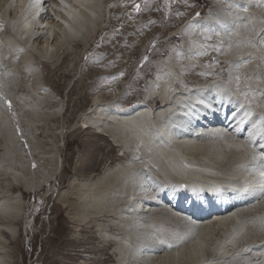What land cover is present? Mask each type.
Listing matches in <instances>:
<instances>
[{"label":"rangeland","instance_id":"374dc122","mask_svg":"<svg viewBox=\"0 0 264 264\" xmlns=\"http://www.w3.org/2000/svg\"><path fill=\"white\" fill-rule=\"evenodd\" d=\"M115 1L105 0L104 7L102 6L103 11H101V5H99V11H96V15L101 17V20L96 26H103L97 29L89 45L83 42H74L75 44L73 43L64 49L65 45L57 53V56H63L62 62H56L54 61L56 55L46 59L41 58L40 51L37 50L41 49V45H45V43L44 39L40 43L37 41L38 43H35L37 46L35 45L36 47L30 55L32 59L30 58L31 62L28 69L24 68L21 75L16 76L17 83H13V86L10 79H5L6 82L4 83L7 84L5 89L11 86V92L16 97L14 110L21 111V108H26L25 105H27L29 110L26 114L29 120L25 118L26 116L17 119L21 130V140H17L21 145L17 146H15V141L11 140V125L7 123V119L11 120L10 117H7V119L3 117L0 120V162L4 161L3 159H8L5 157L9 155L6 147L11 146L9 149H12V153L14 152L12 156L14 162L17 163H13L14 167L19 168L21 156L17 152L21 146L22 149L19 152L27 158H38L43 153L53 149L56 153L55 158L58 165L56 178L51 181L50 187H45L42 191L24 192L25 212L22 208H19L21 211L16 210L17 214L14 221L12 220L16 232L15 238L8 237L10 240H7L8 242L5 245L7 258L11 264H150L151 259L157 257V255L171 253L179 248L180 251L178 252V258L175 259L176 261L167 258L164 264H264V225H262V223L264 224V211H262L264 210V201L258 203L260 207L258 211L253 210L250 211L251 213L248 212L244 215V218L240 221L241 224L239 222L234 225H220L216 221L217 218H223L227 216L226 214L216 213L212 217L219 215L216 219L214 218L212 221L201 220L197 223L194 220H187L189 219L188 215L182 212V206L172 208L169 206L170 203L164 199L172 190L169 186L172 185L171 183L175 178L193 180L198 184L202 182L201 187L204 183V185L209 184L212 178L215 179L218 176L223 179L226 178L224 179L226 181L230 179L229 181L235 182L234 179L236 178L240 180V178L245 179L250 175H255L256 180H253L250 184L259 182L258 176L261 170L258 166L264 168V159L253 160V156H264V148L262 150L257 147L258 144L262 145L264 143V129L262 130L264 127V120H262V117H264V43H262L264 41V0L254 1L251 5H248V0V4L245 0H142L139 12L136 11V6L128 5L122 8L120 7L121 3ZM242 1L247 5H244V3L242 5ZM233 8L236 9L233 10ZM242 13L246 15V18L240 16ZM1 17L2 15L0 19ZM108 18H110L109 23L103 24ZM250 20L253 22L249 23ZM6 26V19L5 24L0 22V30L3 34L7 28ZM2 33L0 34L1 37ZM55 48L57 49V45L54 46ZM14 52H12L13 58L16 57V51ZM167 58L172 62L168 61L167 64H164L162 60ZM20 63L17 62L18 68ZM35 79L41 83L35 85ZM167 80L168 82L172 81L173 84L168 83L164 88L163 83ZM25 83L29 86L33 85V88L34 86L37 87H35L36 89H30ZM214 85L219 88H213ZM199 88H201L199 91L206 94L204 97L210 101L212 107L211 114H209V111L203 119L199 120L198 116L204 110L185 111V105L182 104L183 102H178L179 99H176L174 105L177 107H175L176 109L171 108L170 101H167L166 103L169 104L162 107L164 102H161V96L172 98L171 95L175 92L180 94L184 91L197 93ZM165 90L167 91L165 92ZM213 92H215L216 97ZM170 93L171 95H169ZM22 94L27 95V98L23 99L24 101L20 100ZM154 96H157L156 103L149 101V98ZM93 97L102 98L103 101L111 102L117 107L127 106L142 100L147 101L148 108L145 109L148 111L151 125H154L149 127L151 131L154 129V132H158L157 134H159L161 140H164L165 147L168 146L167 149L171 147L170 152L174 154L176 151L174 161H170V156L159 155L163 166L159 165L152 156L145 154L144 148L140 144L117 139L116 130H113L111 135L104 131L101 132L105 134L97 132L94 128L80 127L79 116L92 105ZM223 101L229 104L226 110L223 109ZM248 101H251V103L249 104ZM56 102L59 105L62 103L58 111L53 109V105L57 104ZM179 105L183 106V110L182 106ZM46 107H49L52 112V118L44 116L47 114L43 111ZM230 107H234L231 110H234L235 114L232 113L229 116L227 112ZM38 110L39 113L44 114H42L45 117L44 119H42V116L41 119L36 118ZM221 110L225 111L222 112ZM31 111H33V119L31 113H29ZM159 112L161 114L157 116ZM176 112H178V115H175ZM185 112L186 114H184ZM249 112L251 115L247 114ZM180 117H187L194 128L190 136L191 139L189 138L191 141L196 140L198 142L200 136H203L202 133L204 135L207 133L208 139L203 140V142L217 143V145H222V148L216 145L217 152H213V155L209 154L210 157L207 156L206 159L203 158V155H201L203 159H194L195 152H193V155L185 152L186 149L178 150L168 140V137H166L167 139L162 137L159 132L160 127L157 128V122L159 119L161 121H178ZM211 117L216 119L213 118L212 120ZM222 118H227L229 121L230 118H236V121H239L242 125L247 121V125H241V128L243 130L254 128L253 138L256 139L257 144L254 145L251 142V146H248L240 138L232 135L231 131L225 128L223 130V125L220 124L225 123L226 120H222ZM111 119L104 121L107 127H111ZM33 120H39V122L32 123ZM208 121L213 122L212 125L205 128H210L209 130L196 129L199 127L195 126L196 122L204 124ZM206 123L205 125H207ZM215 129L222 134L217 130L215 132ZM232 129H235V127L233 126ZM224 132L232 137L225 136ZM193 134L199 137H194ZM218 137L224 141L217 140ZM236 143L242 145V150L239 153L242 155L237 157V165L234 162L235 157L231 164L229 163L227 167H224L226 168L225 171L219 169L217 166L220 162L224 163V161L230 160L228 157H231V149ZM124 145L128 147V152ZM154 147H156V144ZM130 150L133 154L129 152ZM218 153H220L219 157L216 155ZM177 159L181 165H179ZM248 159L249 162H247ZM40 160L42 161V159ZM124 163L131 164L129 170L131 173L120 171V173H125V176L124 174L121 176L126 178L124 181L128 182L129 180L130 185L120 183L123 182L121 178L119 180L114 179L113 185L110 186L111 196H114L113 198L118 196V198H123L132 189L135 190L139 187L140 191L138 192H144L145 202L151 205L150 199L156 198L161 200V204L152 205V208L148 205L146 208L149 207V210L147 209L139 215H132L131 213L127 215L122 214V210L119 209L126 204L120 200L117 203L118 206L116 204L114 206L110 205L109 208L111 209H108L107 212L95 213V216L98 215L96 217L89 214L85 223L71 220L72 215L68 214L71 211L58 202L57 193L64 188L66 189L71 179H75L76 182L80 183L84 182L83 184L93 182V184H96L97 181L99 183L100 179L107 174L105 169L111 171L119 168ZM182 164H185V167ZM177 167H180L181 172ZM197 170L198 173H196ZM132 171L134 174H132ZM126 173L133 177L130 178ZM169 177L171 178L169 179ZM9 178L7 175H0V196L5 193L4 187L10 182ZM140 185L145 186L146 190L144 188L141 191ZM183 193H186V195L180 199L181 205L185 204L184 202L188 203L190 199L192 200V197L185 190ZM7 197L10 199L11 195L7 194ZM33 206L37 209L33 210ZM88 212H90V209ZM118 215L124 220H119ZM170 217H172V221ZM151 221L156 222V224ZM128 222L136 232L137 230L139 232L144 229L147 230L151 225L152 228L149 229L150 233H144L145 239L138 233H134L138 236L135 237L133 235L134 231L128 232L125 228V226H128ZM209 222H211L210 230L212 231L208 232V229H204V227ZM157 223H159V226H157ZM255 223H257V227ZM146 225L150 226L146 227ZM120 227L121 229H118ZM125 235L130 242L126 241ZM196 235L202 237L199 242L201 241L204 251L198 253L197 251L194 252L195 249H192L193 252L187 253L189 246L186 247V245L190 244ZM199 237L196 240L194 239L195 242ZM12 238L16 242H11ZM171 242L174 243L171 244ZM123 243L126 246L128 245L127 251L122 247ZM130 247L133 248L132 251ZM134 249L138 250L139 254L142 253L137 262L130 259L135 252ZM201 253L203 255L198 256ZM190 254L197 256V258ZM153 262L156 264L157 261L154 260Z\"/></svg>","mask_w":264,"mask_h":264},{"label":"bare ground","instance_id":"6f19581e","mask_svg":"<svg viewBox=\"0 0 264 264\" xmlns=\"http://www.w3.org/2000/svg\"><path fill=\"white\" fill-rule=\"evenodd\" d=\"M254 1L257 2V0H248V2H249V4H248L247 0H245V2L248 5H251V3L254 2ZM30 2H31V0H0V16L2 15L0 21L3 22V24H5V19L7 21V26H6L7 28H6L5 32H4V34L0 30V34L2 33V37L0 36V120L3 119V117H6V119H7V117H10L11 120L7 119V123H8V125L9 124L11 125V130H12V132H11V134H12L11 140L15 141V143H16L15 146L21 145V144L18 143L19 141H17L18 139L21 140V130H20V127L18 126L19 123L17 122V119L18 118L21 119L24 116H26L25 118L29 120L28 115L26 114L27 111L29 110V108H28L27 105L24 104L26 108L22 107L21 111H17V110L15 111L14 110V107L16 105V104L14 105L16 97L14 96L15 94L11 92L12 91V89L10 88L11 86H9L7 89H5V85H7V84L4 83V82H6L5 79H8V80L10 79V82L13 85V83L16 82V76L21 75L22 70L24 68L28 69V66H29V64L31 62L30 58L32 59V57L30 55H31L32 51H34L35 47L37 46V44H35V43H38L37 41H39V43H40L41 40L43 41V39H44L45 45L42 44L41 45V49L39 48V50H37V51H40L39 54L41 55L42 59H46V58L52 57L53 55L54 56L56 55V58H55L54 61L62 62L63 56L62 57H61V55L57 56V53L59 52L60 49H62L65 45L66 46L64 47V49L68 48V46L72 45L74 42H83L86 45H89L92 42L93 35L96 33L97 29H100V27L103 26V25L96 26L97 23L101 20L100 19L101 17H97L96 11L99 9V5H101L100 6L101 11L104 10L102 8V6L104 7L103 3L105 2V0H58L57 4H53V2L51 0H44V3L42 4V9H43V11L44 10H47V11H46L45 14H43L41 17H39V19H36V17H35L36 14H37V10L38 9L31 8L29 6ZM243 3L244 2L242 1V5H243ZM247 4L244 3V5H247ZM54 6H56V7H54ZM235 9L236 8H233V10H235ZM257 12H259V11H257ZM260 12H262V11H260ZM50 14H52L55 17H57L59 19V21L51 20L50 19ZM240 16L243 17V18H246V15L243 14V13L240 14ZM257 16H259V15L257 14ZM251 22H253V21L250 20L249 23H251ZM93 23H94V25H92ZM104 23L105 24L109 23V20L104 21L103 24ZM258 29H260V28H258ZM246 31H248V30H246ZM56 45H57V49L56 48L54 49V46H56ZM14 51H16V54H15L16 57L13 58L12 57V52H14ZM168 61L172 62L171 60H168V58L162 60V62L164 64H167ZM17 62H21L19 68L17 67ZM11 79H14V80L12 81ZM10 82H9V84H10ZM40 83L41 82L36 80L35 85H39ZM168 83L173 84L172 81L168 82V80H167V82L163 83L164 84L163 86H165L164 88H166ZM2 84H3V86H2ZM25 84L30 89H36L35 87H37V86H34V88H33L32 87L33 85L29 86V84H27V83H25ZM213 88H217L218 89L219 87H217V85H216ZM199 90H201V88L197 89V91H199ZM166 91L167 90H165V92ZM213 91H215V90H213ZM30 92L32 93V91H30ZM171 92L173 93V91H171ZM35 93H34V95H35ZM213 94H215V92H213ZM169 95H171V93ZM205 95L206 94L205 93L203 94L202 91H199L197 93L196 92H189L188 93V92L184 91V92H182L180 94L175 92V94L171 95L172 98H169V97H166V96H163V97L161 96V102H164V103H162V107L167 105V104H169V103H166V102L170 101L171 108L172 107L175 108L176 106H174V105L176 103V99H179L178 102H180V103L183 102L182 104L185 105V109H184L185 111L193 112V111H195V109L198 110V111L204 110V112H201L200 113L201 115L198 116L199 120H201L205 116H207L206 113H208L209 111H210L209 114H211V110H212L210 101L205 99V97H204ZM20 96H21L20 100H23V99L25 100L27 98L26 97L27 95L24 96L22 94ZM28 96H29V92H28ZM38 97L41 98L40 96H38ZM210 97H211V95H210ZM215 97H216V94H215ZM156 98H157V96L150 97L149 101L152 102V103H156L157 102ZM9 101L11 102V106L10 107H9V103H8ZM23 101L22 102L20 101V102L24 103ZM58 103H60V102H58ZM58 103L56 105H53V109L54 110L56 109V111H58V109L61 108L60 106H61L62 103L60 105ZM167 107H169V106H167ZM145 108H148L147 101H145V100L134 102V103H132L130 105L123 106V107H117L114 104H112L111 102L107 103V102L103 101L102 98H94L93 97L92 105L87 110H85V112L80 114L78 122H79V124L81 122V124L79 125L80 127L94 128L97 132H100L102 134H105L104 132H106V133L108 132V134H111L113 130L114 131L116 130L115 133L117 134V139H119L121 141H124V142H126V141L127 142L128 141L131 142L132 141L135 144H140V146H142L144 148L145 154H148V155L152 156L154 158V160H156L159 165L163 166V163L159 159V155L164 156V157L165 156L166 157L170 156L171 157L170 161H174V156H175L176 151L174 152V154L172 152H170L169 149H171V147L168 148V149L166 148V147H168L167 145L165 147L164 140H161V138L159 137V134H157L158 132H154V129H152V131H151V129L149 127L151 125V121H150V118H149V114L147 113L148 111ZM138 110H140V111H138ZM167 110H170V109H167ZM182 110H183V106H182ZM182 110H179V111H182ZM43 111H44V113L46 112L47 114L44 115L42 112L39 113V110H38L37 115H36L37 119H41V116L43 117V115L45 117L52 118L51 117L52 116V112L50 111L49 107L44 108ZM136 111H138V112L134 113ZM161 112H163V111H161ZM161 112H159L157 114V116H160ZM164 112H165V110H164ZM29 113H31V118L33 119V111H31ZM184 114H186V112ZM213 114H215V113H213ZM261 114H263V113H261ZM175 115H178V112H176ZM253 116H252V118H253ZM45 117H43L42 119H44ZM175 117H177V116H175ZM213 118H215V117H213ZM213 118H212V120H213ZM107 119H111V121H112V122H110V125L112 123L111 127H107L104 124V121H106ZM222 120H226V122L224 121L225 123H221L220 124V125H223V128H222L223 130L225 128L226 130L231 131L232 135H234L237 138H240L242 140V142L248 144V146H251L252 140L248 141L246 139H249V137L252 136V139L254 141V138H253L254 137L253 136L254 135V131H253L254 128L253 129L249 128V130H243L241 128L242 124L239 121H236V118H230V121L227 118H222ZM36 122H39V120H33L32 121V123H36ZM217 123H218V121H217ZM237 123H240V124H237ZM253 123H254V120H253ZM157 124H158L157 128L160 127V129L159 128L158 129H159V132L161 133V135H162V137L164 139H167L166 137H168V140L171 141L174 144V146H176V148L178 150L179 149H186L185 152H187L189 154H193V155H194L193 152H195L196 155H195L194 159L202 158L201 155H203V158H205L207 156L210 157L209 154L211 155L213 152H217L216 148H215L217 143L213 144V143H210L208 141H206L207 143L203 142V140L208 139V137L206 135L207 133L205 135L202 133L203 136H200V138H199L200 141H198V142L196 140L195 141H191L190 140L191 139L190 136H191L192 132L194 131L193 130L194 128L191 126L190 120L187 117H180V119L178 121L177 120H175V121L162 120L161 121L159 119ZM201 124L196 122L195 126L196 127L199 126L196 129H203L202 131L210 129V128L209 129H205V127H204L205 123L203 124V126H201ZM232 124L235 127V129H232L233 128ZM255 127H256V124H255ZM152 128H154V127H152ZM218 128H220V127H218ZM244 129H246V128H244ZM216 130L217 129H215V132H216ZM220 130H221V128H220ZM242 130H243L244 136H243V133L241 132ZM101 131H104V132H101ZM218 132H220V131H218ZM197 133H199V132H197ZM197 133H195V134H197ZM221 134H220V136H221ZM218 135H219V133H218ZM197 136L194 135V137H197ZM212 136H213V134H212ZM225 136L232 137V136H229L228 134H226ZM234 136H233V138H234ZM228 137H227V140H228ZM194 139H196V138H194ZM218 139H220V138L218 137L217 140ZM220 140H222V139H220ZM222 141H224V140H222ZM220 142H219V144H220ZM225 142H226V140H225ZM221 143H223V142H221ZM155 144H156V147H154ZM231 144H232V142H231ZM255 144H257V141H256ZM12 145H13V143H12ZM217 146L221 147L222 145H217ZM128 147H129V144H128ZM128 147L125 146V149H126L127 152H128V150H127ZM6 148H7V152L9 153V155L5 156L8 159H3L4 161L0 162V175H7L8 177H10L9 178L10 182H8L5 185V187H4L5 188V193H3L2 196H0V264H11L9 259L7 258L8 254H7V251L5 249V247H6L5 245L10 240L8 237H10V238L14 237L15 238L16 229H15V226H13L12 220L14 221L15 215L17 214L16 210L21 211V209H19V208H22L23 211H24V209H25L24 208V204L25 203L23 202V200L25 199L24 192L25 193H31V192H36V191H42L45 187L46 188L50 187L51 186V181L55 180L56 174H57V171H58L57 170L58 169V165H57L56 158H55L56 153H55V151L53 149L49 150L48 152L43 153L42 156H40L38 158H36V157L27 158V157H24L19 152L22 149L21 146H20L18 148L19 151L17 153H18L19 156H21V158H20L21 163H20V160H19L20 167L16 168V167H14V164H13V163H15L14 162V158L12 156V154L14 152L12 153V149H9V148H11V146L9 148L8 147H6ZM177 149H175V150H177ZM217 150H218V148H217ZM231 150H232L231 151L232 155H230V156L232 158L228 157V159H230V160H226V162L223 160L224 163L220 162V164L217 166L219 169H223L225 171L226 170V168H224L225 166L227 167V165H229V163L231 164V161H233V159L235 157H236V159H235L234 162L236 164V162L238 161L237 157L242 155V154H239L241 152V150H242V145L240 143L239 144L236 143L234 145V147H232ZM129 152H132V150H130ZM132 154H133V152H132ZM216 155H218V157H219L220 153H218ZM187 156L189 157V155H187ZM146 157H147V155H146ZM175 158H177V157H175ZM40 159H42V161ZM192 159H189V160H192ZM202 159H201V161H202ZM216 159H217V157H216ZM201 161H200V163L202 164ZM249 161L250 160L248 159L247 162H249ZM178 162H179V165H181L179 160H178ZM212 162L214 163V161H212ZM197 163H198V161H197ZM206 163H208V161H206ZM206 163H205V165H206ZM215 163L217 164V162H215ZM15 164H17V163H15ZM169 164H170V162H169ZM175 164H176V162H175ZM185 164L184 165L182 164V166L185 167ZM130 165H131L130 163H124L119 168L116 167L117 169H114V170H111V171L105 169L107 171L105 173H107V174L102 179H100L99 183L97 181L98 184L97 183L93 184L94 182L90 183V184H83L84 182L80 183V182H76L75 179H71L68 182V187L66 189L65 188L62 189L61 191H59L57 193V200H58L59 203L65 205L66 208L68 207V210L71 211L70 213H68V214L72 215L71 216V220L77 221L79 223H85L87 218H88V216H89V214H90V216L93 214V217H96L98 215L95 216L94 215L95 213H97V212L99 213V212H102V211L107 212L108 209H111V208H109V207H111L110 205L114 206L116 204L118 206L117 203L120 200L122 202L126 203V204H124L126 206V208H125L124 205L119 208L120 211L122 210L124 212L123 213L121 211L122 214H127V215H129L130 213L132 215L133 214H135V215L142 214L141 212L147 210L149 207L152 208V205H156V204L154 203V198L153 197H152L153 200L149 198L151 205H149L148 202H145L144 201V199H145L144 196L145 195L143 194L144 192L143 193L142 192L139 193L138 192V191H140L139 187L136 188L135 190L132 189V191L129 192V194H126V197H124L125 195L124 196L122 195L123 198H118L119 197L118 195H117L118 196L117 198H113L114 196H111L110 186L113 185V182H114L113 180L114 179H116V180L118 179L119 180L121 178V181H123V182H120V183H124L125 185H126V183L129 184L128 183L129 182V180H128L129 178L127 179L128 182L124 181L126 178L122 177L121 175L124 174V176H125V173H120V171H122V172L123 171L124 172L128 171V173H131V172H129V170L131 169ZM180 167L179 168L177 167V168L181 172ZM186 167H187V165H186ZM207 168H209V167H207ZM174 169H176V168H174ZM212 169H214V168H212ZM2 170H4V171H2ZM194 170H193V172H194ZM204 170H205V168H204ZM238 172L241 174L240 171H238ZM261 172H262V170H261ZM261 172H260V174H261ZM128 173H126V175ZM170 173H171V171H170ZM196 173H198V170H197ZM132 174H134V172ZM137 175H138V172H137ZM236 175H237V173H236ZM128 176H130V178L133 177V176H131L129 174H128ZM139 176H141V175H139ZM163 176H165V175H163ZM226 176L231 177L229 175H226ZM237 177H239V176L237 175ZM170 178L171 177H169V179ZM256 178L257 177L255 175H250L249 177H247L245 179H241L240 178V180H238L236 178L238 180L237 182H236V179H234L235 182H231L232 180L229 181L230 179L228 181H226V180H224L226 178L223 179V178H221V176H218V177H215V179L214 178H212V180L209 179L211 182L209 184H207V185H204L205 184L204 183L202 185L203 188L200 185L202 182L201 183L199 182L200 184H198L197 182H194L193 180L191 181V180H186V179L182 180V179H178V178L176 179L175 178L173 180V182L171 183L172 185L169 186V187L172 188V190L170 191L168 196L166 198H164V199L168 203H170L169 205L183 206V205H185L187 203V202H184L185 204L181 205V202H180V199L182 198V196L184 197L186 195V193H183L184 190L192 197L193 201H196L199 196H203V198H205V205L207 207L215 209L217 214L223 213V214L227 215V216H224L223 218L222 217L221 218H217L219 215L217 217H214L215 219L217 218V220H216L217 223L219 222L220 225H227V224L234 225V224H236L237 221H241L242 218H244L243 216L246 215L248 212L253 211V210L258 211V209H260L258 203H260L261 201H264V193H261V183L262 182L260 180V175L258 176V179H259L258 183L250 184L251 182H253V180H256ZM219 180H221V181H219ZM12 181L13 182L16 181V182L13 183ZM245 181H247L248 184H249V190L246 193L238 192L237 189L242 188L244 186ZM217 187H219L221 189V191H219V192L215 191V189ZM144 188L146 190L145 186L140 185L141 191L144 190ZM120 191H121V189H120ZM127 191H129V189H127ZM147 191H148V189H147ZM125 193H127V192H125ZM7 194L11 195L10 199H8ZM252 194H257V198H253ZM138 195H140V196H138ZM70 197H72L73 200H71L72 198H70ZM146 198H148V197H146ZM148 205H149V207L146 208V206H148ZM228 205L230 206L229 209H227ZM115 208H116V206H115ZM32 209L34 210V209H37V208L33 206ZM89 209H90V212H88ZM177 211H179V210H177ZM262 211H264V210H262ZM162 212H163V210H162ZM216 213H212L210 216H208L207 218H204L202 220H205V221L211 220L212 221V220H214V218H212V217ZM116 214H114V215H116ZM162 214H160V215H162ZM143 215H144V213H143ZM254 215H255V213H254ZM118 216L117 217H118L119 220H124V218L120 217V215H118ZM145 216H147V215H145ZM157 216H159V215H157ZM170 218H171L170 220L172 221V217H170ZM160 220H162V219L160 218ZM163 220H164V218H163ZM153 221H151V222L153 223ZM190 221H192V220H190ZM257 221H258V219H257ZM154 223L156 224V222H154ZM197 223H199V222H197ZM210 223L211 222L206 223L205 224L206 227L203 226L204 229H208V232L212 231V230H210ZM158 224L159 223H157V226H159ZM240 224H241V222H240ZM240 224H239V226H240ZM256 224L257 223H255V225ZM196 225H198V224H196ZM262 225H264V224L262 223ZM128 226H125V228H127V231L128 232H133L134 231V227L133 226L131 227L129 222H128ZM149 226L146 225V227H149ZM256 227H257V225H256ZM122 228H124V227H122ZM150 228H152V225L149 228H147V230L144 229L143 231L141 230L140 232H139V230H137V232L135 230L133 232V235H134V233H138L139 235L142 236V238H144L145 237L144 233L145 232L147 234L150 233L149 232ZM202 228H200V230H202ZM231 228H234V227H231ZM236 228H237V226H236ZM241 228H243V227H241ZM118 229H121V227L118 228ZM204 229H203V231H204ZM224 229H225V227H224ZM158 230H160V229H158ZM152 232H153V230H152ZM182 232H184V230H182ZM155 233H157V232H155ZM210 233H212V232H210ZM130 234H132V233H130ZM196 234H198L197 231H196ZM242 234H243V232H242ZM204 235H206V234H204ZM134 236L138 237L136 235H134ZM160 236H161V234H160ZM198 237H199V235H196V237H193V241H191L190 244L186 245V247L189 246L187 248V253L193 252L194 249H195L194 252L197 251L198 253H200V251H204L203 250V246L201 244V241L199 242V240L202 237H199V239L195 242V240ZM14 238H12L11 242H16V240ZM124 238L126 239V235H125ZM167 238H169V237H167ZM130 239H131V237H130ZM175 239H176V236H175ZM127 240L128 239H126V241ZM146 241H148V240H146ZM125 243L122 244V247L127 251L128 250V247H127L128 245L126 246ZM172 243H174V242H171V244ZM157 248H159V247H157ZM130 249H131V247H130ZM132 249H131V251H132ZM159 250H162V249H159ZM263 250H264V248H263ZM179 251H180L179 248H177V251L174 250L171 253H164V254L162 253L161 255H157V257L151 259L152 261L151 262L149 261V262H150V264L151 263L154 264L153 261L156 260L157 261L156 264H158V262H160L159 264H164V262H165V260L167 258H169L170 260L175 262L176 261L175 259L178 258V252ZM203 253L199 254L198 256L203 255ZM141 254H139L138 250H135V252L131 255L130 259L137 262L138 259L141 258ZM191 256H193V255H191ZM193 257L197 258V256H193ZM226 259H227V256H226ZM161 261H163V262H161ZM191 261H194V260H191ZM234 261H233V263H234Z\"/></svg>","mask_w":264,"mask_h":264},{"label":"snow or ice","instance_id":"6c2138e0","mask_svg":"<svg viewBox=\"0 0 264 264\" xmlns=\"http://www.w3.org/2000/svg\"><path fill=\"white\" fill-rule=\"evenodd\" d=\"M43 3H44V0H31L29 6H30L31 8L41 9V11H43V9H42V4H43ZM136 11H137V12L140 11V6H139V5H136ZM197 15H199V13H197ZM209 39H210V37H209ZM262 43H264V41H262ZM217 50H219V49H217ZM202 54H204V53H202ZM145 59H147V58L145 57ZM121 75H122V74H121ZM8 103H9V107H10V106H11V102L9 101ZM248 103L250 104L251 101H248ZM247 114H248V115H251L250 112L247 113ZM262 120H264V117H262ZM257 159H264V156L254 155V156H253V160H257ZM260 180H261V182H262V183H261V191H262V193H264V172H262V173L260 174ZM248 190H249V184H248L247 181H245L244 186H243L242 188L237 189V191H238V192H241V193H246ZM215 191L219 192V191H221V189H220L219 187H217V188L215 189Z\"/></svg>","mask_w":264,"mask_h":264}]
</instances>
